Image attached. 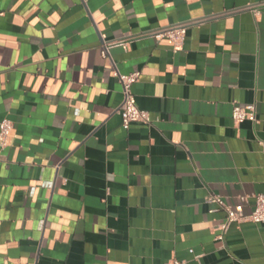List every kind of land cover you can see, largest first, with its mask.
<instances>
[{"label":"crops","instance_id":"obj_1","mask_svg":"<svg viewBox=\"0 0 264 264\" xmlns=\"http://www.w3.org/2000/svg\"><path fill=\"white\" fill-rule=\"evenodd\" d=\"M114 69L150 126L122 129ZM3 120L0 264H264V223L217 240L208 201L264 195V0H0Z\"/></svg>","mask_w":264,"mask_h":264},{"label":"built area","instance_id":"obj_2","mask_svg":"<svg viewBox=\"0 0 264 264\" xmlns=\"http://www.w3.org/2000/svg\"><path fill=\"white\" fill-rule=\"evenodd\" d=\"M186 30L187 28L185 25L169 26L167 28L153 32L152 36L156 39L167 38L176 47L184 42ZM121 44H123V42L103 44L101 55L103 57H108L109 50L112 47ZM112 75L121 86L122 101L117 113L121 118L122 129L128 130L130 124L132 123H140L145 126H150L152 124L150 114L147 111L141 110L137 107L135 97L132 92V86L138 81L139 73L134 72L128 75H121L116 69H114ZM231 119L236 125L244 121L255 124L257 123L256 107L254 105L239 106L234 104L232 108ZM10 130V122L8 120H3L0 123V148H4L6 146L7 137ZM253 199V208L249 214L245 215L243 213L242 205H236L232 208L226 205L217 196H210L208 198L209 203L215 204L218 208L224 210L226 213L224 221L215 228L217 240H222L229 227L234 223H264V195H255ZM189 254H192V250H189ZM163 264H186V262L169 260Z\"/></svg>","mask_w":264,"mask_h":264}]
</instances>
